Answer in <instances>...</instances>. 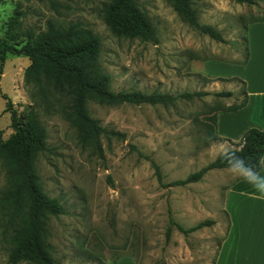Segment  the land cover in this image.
<instances>
[{
	"label": "rangeland",
	"instance_id": "obj_1",
	"mask_svg": "<svg viewBox=\"0 0 264 264\" xmlns=\"http://www.w3.org/2000/svg\"><path fill=\"white\" fill-rule=\"evenodd\" d=\"M135 1L155 27L154 42L112 35L101 19L106 0H0V41L19 49L49 26L78 23L100 37V63L114 92L231 91L233 96L178 100L168 107L89 103L92 118L123 135L102 139V160L79 146L61 117L43 115L32 86L24 83L28 58L7 53L0 76V141L13 134L10 112L4 111L7 101L18 117L32 108L46 128L47 150L37 156L34 168L43 191L65 210L48 224V242L61 264H214L229 228L225 203L236 179L227 170H211L198 183L165 185L185 179L223 149L235 147L225 140L207 142L204 124L214 108L243 99L237 81L245 65L247 29L264 16V0H254V5L192 0L197 23L217 30L224 42L186 24L168 0ZM153 164L164 185L158 183ZM4 186L0 166V197ZM168 207L184 228L206 220L215 223L188 236L173 228L167 239ZM7 228L0 207V264H8Z\"/></svg>",
	"mask_w": 264,
	"mask_h": 264
},
{
	"label": "trees",
	"instance_id": "obj_2",
	"mask_svg": "<svg viewBox=\"0 0 264 264\" xmlns=\"http://www.w3.org/2000/svg\"><path fill=\"white\" fill-rule=\"evenodd\" d=\"M237 4L254 5V0H232ZM174 12L190 27L198 29L212 40L224 42L221 34L210 26L197 23V13L192 0H168ZM101 19L112 35L141 42H154L156 30L150 18L137 5L135 0H106L101 8ZM264 22V16L251 23ZM31 43L14 48L0 41V76L6 54L23 55L29 65L24 71V83L33 88L32 97L36 106L45 116H59L74 130L78 144L90 155L104 158L102 139L123 138L118 132L108 131L91 117L89 103L101 106L121 105H161L168 107L178 100L192 101L213 95L230 98L231 91L184 92L178 95L166 93H144L140 91H118L111 89V77L100 63L102 41L92 30L78 24L49 26L45 31L31 37ZM245 56L243 63H245ZM230 80L232 78H216ZM242 84L243 99L228 107L214 108L208 122L204 124L206 140L216 143L221 140L217 134V114L236 112L246 106L247 93ZM4 99H6L4 97ZM7 100V99H6ZM5 112H10V128L13 134L0 141V166L5 172V186L1 192L0 207L7 218L10 250L8 264H61L53 255V247L48 242L49 221L65 213L57 198L49 197L35 171V160L45 152L47 132L38 114L31 108L24 117L16 116L9 102ZM234 152L251 166L258 165V158L264 154V131L250 128L242 135ZM261 169V162H260ZM159 184L162 179L158 167L153 164ZM211 170H227L226 163L217 155L209 164L189 174L183 180H175L166 187H180L198 183ZM166 238H170L175 228L184 236L209 227L215 222L206 220L190 228H184L172 217L168 207ZM224 239V238H223ZM223 240H221L222 242ZM220 245V244H219Z\"/></svg>",
	"mask_w": 264,
	"mask_h": 264
},
{
	"label": "crops",
	"instance_id": "obj_3",
	"mask_svg": "<svg viewBox=\"0 0 264 264\" xmlns=\"http://www.w3.org/2000/svg\"><path fill=\"white\" fill-rule=\"evenodd\" d=\"M246 38L247 59L239 79L245 84L246 106L217 114V134L232 144L250 128L264 131V22L250 25ZM260 170L264 175V161ZM250 191L237 179L229 188L225 203L229 228L214 264H264V201L249 198Z\"/></svg>",
	"mask_w": 264,
	"mask_h": 264
},
{
	"label": "clouds",
	"instance_id": "obj_4",
	"mask_svg": "<svg viewBox=\"0 0 264 264\" xmlns=\"http://www.w3.org/2000/svg\"><path fill=\"white\" fill-rule=\"evenodd\" d=\"M220 158L226 163L227 171L238 181L243 182L251 189L247 193L249 198L264 201V175L261 174L260 162L264 161V154L258 158V165L251 166L234 152L223 149Z\"/></svg>",
	"mask_w": 264,
	"mask_h": 264
}]
</instances>
